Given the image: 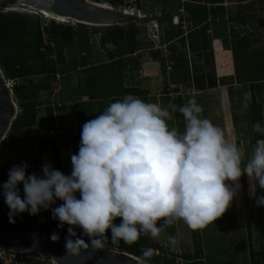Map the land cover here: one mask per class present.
Segmentation results:
<instances>
[{"label": "clouds", "instance_id": "1", "mask_svg": "<svg viewBox=\"0 0 264 264\" xmlns=\"http://www.w3.org/2000/svg\"><path fill=\"white\" fill-rule=\"evenodd\" d=\"M154 28L153 34L160 36L158 25ZM177 111L183 130L169 123ZM202 112L194 97L172 105L171 112L131 94L110 103L82 125L70 174L51 163L42 165V175L27 173L26 162L9 170L0 185L9 222L15 223L20 213L35 216L51 210L58 228L69 225L65 249L70 255L103 249L109 240L132 244L142 235L158 239L166 226L180 221L191 230L203 229L231 206L242 174L249 178L250 195L264 189V138L256 139L245 159L244 149ZM253 131L264 136L259 122ZM57 200L63 203L53 207ZM255 203L264 206V195L256 196ZM77 227L88 242L77 235ZM50 239L59 240V234ZM166 240L170 248L178 246L175 235ZM152 255L151 248L144 249L141 264H148Z\"/></svg>", "mask_w": 264, "mask_h": 264}, {"label": "rangeland", "instance_id": "2", "mask_svg": "<svg viewBox=\"0 0 264 264\" xmlns=\"http://www.w3.org/2000/svg\"><path fill=\"white\" fill-rule=\"evenodd\" d=\"M90 1L103 4L101 0ZM132 2L133 0H125V4L128 5L125 6V9L131 15V18L116 25L125 27L134 24L139 27L140 31L136 36L139 50L134 55L140 57L135 64V68H133L134 71L130 70L132 68L131 64L125 63L127 70H123V85L148 88L147 92L149 90L150 95L148 93L145 97L139 98L146 102L158 103L162 107L168 108L170 112L173 105L172 100L176 96L181 97V106L194 97L203 108L202 116L219 126L227 139L242 147L245 152V159L250 157L254 147L251 138L253 120L255 122L259 121L264 127V77H261L259 73L261 65L264 64V0H223L218 5L212 4L209 0H200L198 3H187L184 0H139L140 9H137L138 5L132 4ZM187 4L189 7L192 5L198 6V4L223 6L224 10L221 15L216 18L209 17L206 22L202 21L201 17L190 18L187 13ZM123 7L112 8L122 10ZM11 10L38 17L44 23L55 20L33 9L18 7ZM174 15L182 17V20L179 18L177 24H181L184 46L181 44L179 34L175 32L174 26H172ZM56 22L71 25L79 34L74 35L72 41L63 45L60 55L63 63L59 64L57 62L59 56L52 53V57L57 60L56 65L60 68V71L54 79L50 80L48 92L38 89L43 76L34 75L29 77L28 87L33 88V91L38 90L37 99L41 101L37 109L35 124L30 128V134L34 137L47 134L44 115L46 105H71L82 101L86 121L97 116L99 107L109 105L108 99L89 101L83 95V92L87 76L91 75L94 78L96 75L105 87L107 82L104 80L103 75H112L113 72L106 68L100 71L99 74H96L93 69H86V72L84 70L87 66L103 65L111 61L112 58L109 53L116 55L117 45H112L107 41L104 25H80L70 19L56 20ZM204 23H206L207 29L203 33L201 29ZM154 25H158L160 41L151 39L153 33H155ZM189 32L192 34L190 38ZM165 41H169L171 46L185 50L186 55L190 58L194 51L198 49L195 48L193 51L188 47V44L190 42L197 44L199 51L194 54L195 65L201 66V72L203 73L213 72L217 85L210 89L194 91L192 86L176 83L178 79L182 78V68L174 69L166 60L164 72L160 68V63L150 54L152 51H158L161 58H167V50L155 49L157 46L159 47V43L166 47L163 43ZM80 42H84L81 49L79 47ZM150 44H152V47ZM83 57L86 59L87 65L84 68L80 64ZM116 58L117 56L113 57V59ZM125 60L126 58L122 57V61L125 62ZM187 60L189 61L188 73L190 81H192L193 72L191 71L190 62L192 60H189V58ZM235 61L242 64V72L239 78H244L243 81L235 75ZM147 72L148 74L154 73V75L155 72H158L153 76L154 81L145 82L144 78H151L146 75ZM1 77L4 80L2 73ZM253 78L262 79L252 84L254 86L252 91L249 79ZM165 85L168 89L167 93H163L162 90ZM8 91L13 106L9 126L11 120L18 113L19 106L11 90L8 89ZM54 111L58 120L62 118L63 127L66 129L64 137L66 146H59V155L61 172L67 175L72 170L70 157L78 152L81 132L76 130L70 112H59L60 115L58 116V111ZM169 123L170 126L176 127L175 119ZM8 126L0 137V146H7L0 148V164H9L12 168L14 165L26 162L28 164L27 173L37 175H42L43 164L51 163L53 166L49 149L41 153L34 151V156H27L22 152L15 153V149L8 148ZM58 131L61 132L60 129ZM239 183L241 188L234 197L231 206L213 223L208 224L203 229L194 231L180 221L174 225L166 226L165 231L158 239L147 236V243L156 244L159 249L161 247L164 248V251L169 252L170 247L167 245L166 238L168 235H175L178 239V246L172 249L174 252L177 250L178 255L181 256L178 264H195L196 262L200 264H256V262L257 264H264V211L261 206H257L255 203L256 196L259 195V188L256 189V195H250L251 185L246 174L241 175ZM18 187L23 193L22 185ZM253 187H256V185L253 184ZM0 195L3 197L2 194ZM56 203L59 206L63 202L57 200ZM108 247L116 250L109 244ZM172 254L174 253L172 252ZM185 254H195L194 259L186 260L184 258ZM161 264L173 263L163 260Z\"/></svg>", "mask_w": 264, "mask_h": 264}, {"label": "trees", "instance_id": "3", "mask_svg": "<svg viewBox=\"0 0 264 264\" xmlns=\"http://www.w3.org/2000/svg\"><path fill=\"white\" fill-rule=\"evenodd\" d=\"M184 1L187 3H198L200 0ZM222 1L223 0H209L212 4L217 5L221 4ZM101 2L107 3L114 8L128 6L125 4V0H101ZM132 4H135L136 6L138 5L137 9L141 8L139 0H133ZM187 6V13L190 18L201 17L202 21L206 22L209 17L216 18L218 15H221L224 10L223 6H206L205 4H198V6L192 5L190 7L187 4ZM179 18L182 20L181 16ZM78 24L83 25L81 23ZM172 26H174L175 32L179 34L181 44L184 46L181 24H172ZM206 27V23H204L201 32L204 33L207 29ZM139 31V27L134 24H129L125 27L117 25L104 26V33L107 36V41L112 45H117V54L115 55L113 53H109L112 58L111 61L103 65L95 64V66H87L86 59L84 57L82 58L80 64L82 68L87 66L84 70L85 72L87 71L86 69H93L96 74H99V72L104 70V68L113 72L112 75H103L104 80L107 82L105 87L96 75L94 78L91 75L85 78L83 95L86 96L89 101L108 99L110 104L116 100L122 99L126 94L138 97H145L147 95L148 92L146 90L140 89L137 86L128 87L123 85V70H127L125 68V63L128 62L131 64L132 68H130V70L134 71L135 69L133 70V68H135V64L138 62L140 57L139 55H134L139 50V44L136 40V36ZM191 32H189V38L192 36ZM77 34L79 33H77L71 25L59 23L55 20H49L44 23L41 22L38 17H33L22 12L14 10L0 11V69L4 79H8L13 82L11 92L19 106L18 113L11 120L8 126V148L10 147L15 149V153L22 152L27 156H34V151L41 153L42 151L49 149L53 167L60 171L61 164L59 146H66V142L64 141L66 129L62 127V118L59 119V124H56V113L54 110L58 111V116L60 115L59 112H70L74 119L76 130L81 132L82 125L86 122L84 118V103L82 101H78L72 103L71 105H46L44 108V115L47 134L45 136L34 137L30 134V128L35 124L37 109L41 101L37 99L38 90L33 91V88L28 87V84L30 82V76L41 75L43 76V80H41L40 85H38V89L48 92L50 80L54 79L55 75H57L60 71V68L56 65L57 60L52 57V53H56V55L59 56L57 61L59 64L63 63V59L60 58L62 47L65 43L72 41L73 36ZM163 43L166 45L167 52L169 50L167 58H161L158 51H152L150 54L160 63V68L164 72L166 60L171 64L170 66L172 68H182V78L180 77L181 79H178L176 83L192 86L194 91L210 89L217 85V80L213 72L203 73L201 72L202 67L195 65L196 59L194 54L199 51L197 44L192 42L188 44V47L193 51L195 48L198 49L197 51H194V54H192V57L190 58V56L186 55L185 50L171 46L169 41H165ZM83 45L84 42H80V49ZM150 45L152 47V44ZM116 56L117 58L113 59V57ZM122 57L126 58L125 62L122 61ZM188 58L189 60H192L190 61L191 71L193 72L192 81H190L188 73ZM234 72L238 79H241V81L244 80V78H239V75L242 72V64L235 61ZM259 73L261 77H264V64L261 65ZM260 79L262 78L249 79V85L252 91L254 90V86L252 84ZM166 85L162 89L163 93H167ZM181 102L182 100L179 96H176L172 100L173 105H176L177 107L181 106ZM105 108L106 107L103 105L99 107L97 115H99V113ZM174 119L176 127L179 130H183V117L178 111L174 113ZM257 122L259 121L255 122L253 120V125ZM253 125L251 129V138L255 146L256 139L264 138V136H261L260 133L254 132ZM58 129H61L62 133L59 134L57 132ZM5 147L7 146H0V148ZM10 169L11 167L9 164H0V185L7 180ZM259 195H264V189L259 188ZM261 207L264 211V206ZM115 222L119 224L120 218H117ZM107 234L110 238V230ZM108 244L113 246V248L117 251L131 254L138 259H142V251L144 249L151 248L153 250V255L148 262L149 264H161L164 260L160 256L154 254L155 249L159 246L156 244H148L147 236L144 235L140 236V238L132 244H126L123 241L112 243L110 240L106 245L108 246ZM160 249L164 250V248L161 247ZM194 255L195 254H185L184 258L186 260H192L194 259ZM195 264L200 263L196 262Z\"/></svg>", "mask_w": 264, "mask_h": 264}, {"label": "water", "instance_id": "4", "mask_svg": "<svg viewBox=\"0 0 264 264\" xmlns=\"http://www.w3.org/2000/svg\"><path fill=\"white\" fill-rule=\"evenodd\" d=\"M18 7L42 11L54 17L70 19L77 23L116 25L128 21L131 15L123 10L90 0H0V11ZM13 114L8 88L0 73V137L8 126ZM9 209L0 195V251L21 256H41L57 264H141V260L131 254L112 250L106 245L103 249L82 250L80 255L67 254L65 237L69 225L58 228V221L52 219L51 210H41L32 216L27 212L15 216V223L8 219ZM82 236L80 228L75 229ZM59 234V240L52 241V233Z\"/></svg>", "mask_w": 264, "mask_h": 264}, {"label": "built area", "instance_id": "5", "mask_svg": "<svg viewBox=\"0 0 264 264\" xmlns=\"http://www.w3.org/2000/svg\"><path fill=\"white\" fill-rule=\"evenodd\" d=\"M125 11H126V9H125ZM173 22L174 23H178L179 22V17L177 15L173 16ZM152 37H153V39H157V40L160 41V38H159L158 35L153 34ZM158 45H159L160 48L157 46L155 49H159L160 50L162 48V49H165V51H166V47H164V45H160V43ZM4 81H5V86L8 89H11V86H12L13 82L11 80H8V79H6ZM58 121H59L58 117L55 116L56 124H59ZM62 127H63V124H62ZM58 130H57V132L59 134L62 133V131L59 132ZM55 206H58L57 203L55 205H53V207H55ZM172 252L174 254H172ZM154 254L160 256L161 258H163L164 261H169L170 260L171 263H173V264H178L180 262V260H181L180 254L178 255L177 250H176V252H174V250L172 248L169 249V252H166L164 250L156 248L155 251H154ZM170 255H172V256H170ZM0 264H57V263L52 262L50 260H47V259H45V258H43L41 256H37V255H34V256H21V255H14V254H10V253L4 252V251H0Z\"/></svg>", "mask_w": 264, "mask_h": 264}, {"label": "crops", "instance_id": "6", "mask_svg": "<svg viewBox=\"0 0 264 264\" xmlns=\"http://www.w3.org/2000/svg\"><path fill=\"white\" fill-rule=\"evenodd\" d=\"M145 64H146V63H145ZM156 66H157V65H156ZM157 73H158V72H155V75H156ZM146 75H148L149 77H151V78H144L146 83L155 80V78H153V76H155L154 73H152V74H148V72H147ZM150 75H151V76H150ZM144 79H143V80H144ZM143 80H141V81H143ZM156 80H157V78H156ZM139 88H140V89H145L146 91H147V89H148V88H141L140 86H139ZM167 90H168V89H167ZM148 93H149V95H150V91H149V90H148ZM148 93H147V95H148ZM134 97L139 98L138 96H134Z\"/></svg>", "mask_w": 264, "mask_h": 264}, {"label": "bare ground", "instance_id": "7", "mask_svg": "<svg viewBox=\"0 0 264 264\" xmlns=\"http://www.w3.org/2000/svg\"><path fill=\"white\" fill-rule=\"evenodd\" d=\"M40 12H42V11H40ZM42 13H43V14H45V15H47V16H49L50 18H53V19H55V20L64 21V18L54 17V16H52V15H49V14H47V13H44V12H42Z\"/></svg>", "mask_w": 264, "mask_h": 264}]
</instances>
